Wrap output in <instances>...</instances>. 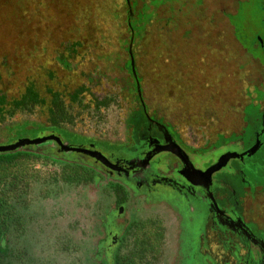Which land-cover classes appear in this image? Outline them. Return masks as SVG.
<instances>
[{"label":"flooded vegetation","instance_id":"obj_1","mask_svg":"<svg viewBox=\"0 0 264 264\" xmlns=\"http://www.w3.org/2000/svg\"><path fill=\"white\" fill-rule=\"evenodd\" d=\"M35 1L32 16L49 7L55 10L52 4L61 3L65 17L77 24L76 31L93 16L89 8L95 7L97 13L112 11L121 18L119 0H105L107 5L103 0ZM202 1L196 8V0H184V9L175 3L181 11L172 41L175 46L184 39L181 45L185 48L175 50V56H187L186 62L192 66L181 70L168 58L154 22L156 15L166 13L169 0H130V4L122 0L126 10L122 24L129 37L117 36L123 42L115 52L92 50H99L103 61L95 71L102 70V64L108 66L104 60L118 65L113 57L122 58L120 69L129 73V86L135 93L120 120L122 126L114 133L93 128L106 121L111 109L119 107L116 94L95 90L102 84V75L93 72H84L85 83L57 91L48 86L46 94L34 79L29 80L21 93L33 82L40 102H35L30 112L17 111L0 122V134L17 122L21 129L38 133L17 141L53 135L62 142L48 139L18 149L21 155L29 153L36 168L44 170L33 185L21 234V242L36 264L56 263L36 257L29 244L35 196L46 199L61 194L69 204L65 202L66 208H62L64 218L88 224L80 245L64 239L58 242V254L76 253L81 248V258L69 264H264V31L256 35L250 50L223 14V10L236 14L239 3L249 0ZM109 3L113 7L109 8ZM213 5H218V16L208 11ZM185 10L187 16L183 17ZM151 11L154 17L146 21V13ZM28 12L26 8L19 13L20 26L27 21ZM84 12L89 15L81 20ZM59 13L52 18H59ZM212 15L216 17L213 24L207 18ZM201 24L206 25V31L202 32ZM190 28H198L202 37L198 54L195 45L190 48L185 43L184 35ZM215 28L219 29L217 36L211 38L210 29ZM153 30L159 36L157 48L150 47ZM76 31L71 25L69 31L33 35L37 45H44V39L63 40L52 50L37 46L33 51H53L58 66L74 72L85 63L83 58L92 45L85 33ZM98 34L97 39L109 38L102 31ZM208 43L231 52L234 58L222 63L218 58L217 63L216 55L204 45ZM141 55L145 70L139 65ZM48 76L55 80V70ZM19 114L28 116L16 120ZM78 125L84 127L78 129ZM58 133L87 139V143L68 144ZM56 164L60 170H50ZM85 215L90 217L83 223L80 218Z\"/></svg>","mask_w":264,"mask_h":264},{"label":"rangeland","instance_id":"obj_2","mask_svg":"<svg viewBox=\"0 0 264 264\" xmlns=\"http://www.w3.org/2000/svg\"><path fill=\"white\" fill-rule=\"evenodd\" d=\"M110 1L111 0H108V2ZM119 1L120 5L118 6V8L121 18L118 16L117 19L112 11L107 12L103 9L104 11L101 10V12L98 11L97 13L95 7L89 8V10L93 11V16L91 17V19L90 17L87 18L89 15V13L87 12H84L82 15H80L79 18L81 20L85 18L87 19L85 23L79 24V28L76 31L75 28L77 24L74 25V23H71V20H68V17H65L66 14L64 15V11H61V3L52 4V6H56V8L54 7L55 10L52 7H49L46 8L42 13L37 12L32 16L31 6H36L35 0H0V87L5 92H7L9 97H16L20 95L21 91L25 87V84L29 80L34 79L37 82L41 92L43 94H46L48 86L54 87L52 89L54 91H57V89L69 90L81 83H85L87 79L84 76V72H87L88 74L93 72L94 75H98L101 73L102 84L101 86L96 87L95 90L103 93L116 94L119 101V107L111 109L108 113L109 116L106 115V121H104V123L99 122V124H97V127L93 128H97L102 132L111 131L110 133H114L115 129H119L122 126L120 120H122V118L125 116V113L128 111L129 102L132 101L135 93L132 90V87L129 86V73L125 68L120 69L124 66L122 58L118 59V55L113 57V61H115V63H117L118 65H114L112 61L110 62V60H104V63L108 64V66L102 64V70L95 71V69L97 68L96 66L100 62L103 63V61L99 59V54L101 52L99 50H92L93 48H98L101 49L104 53L105 51H107L108 53L113 51L115 52L120 48L119 42H123V40L118 39L117 36H121L123 38L129 37L128 34H124L126 33V27L122 24L125 21L124 18L126 16V10L123 6L122 0ZM176 2H179L180 6H182L183 9L185 8L183 6L184 0H169L168 6H170L168 7L164 15H156L154 17V14L151 11L146 13L145 20L149 21L151 17H154L157 31H159L162 35V45L168 53V58L171 59L172 62L176 61L177 67L181 68V70H185L187 68H192V66H190L186 62L187 56L184 57V55H181L177 57L175 56L174 52L175 50L178 51L180 49L183 51L185 49L181 45L184 39L182 42H176L175 46L172 41V39L174 38L173 31L176 30V27L178 26L177 23L180 20L179 17L181 11V8H178L175 5ZM202 2V0H196V4L193 6L197 8L198 6L202 5ZM102 3L105 4V0H103ZM105 5H107V3ZM193 6L189 10H192ZM111 7L113 6L109 3V8ZM217 7L218 5H213V7H210L208 11L210 13L216 12V15L218 16L219 14L217 12ZM239 7V11L236 14L230 15L228 10H223V14L227 15L231 23L235 26L236 34L240 41H242L244 45L251 50V48L254 47L253 44L256 35L259 32L264 31V0H249L248 2L239 3ZM26 8H29V15H27L26 17L27 21H25V23L20 26V24H18L17 17L19 16V13H21V11L25 10ZM118 8H116V11H118ZM39 9L37 10L36 8L37 11H39ZM57 12H60L59 18L53 19V14H57ZM77 12L79 11H76V13ZM186 12V10L185 12H183V17L187 16ZM207 18L211 24H213L216 19L215 15L209 16ZM200 23L203 22L200 21ZM54 24L56 25L55 28H53ZM71 25L74 31H81L82 33H85L84 35H87L88 39L92 42V45L90 47L88 46L91 50H89L88 55H85L83 58L85 63L82 65L80 64L79 68L74 72L64 70L63 68L58 66L55 60V53L53 51H50L53 48L60 47L58 45L63 40L44 39L43 41H41L45 42L44 45H37L35 44L37 43V41H34L36 39L33 38V35H42L46 31H69ZM200 27L203 32L206 25L201 24ZM51 28H53V30ZM100 31H102L104 37L108 36L109 38L97 39V36L99 35L98 33ZM210 31L212 33L210 37L215 38L219 29H210ZM19 32L23 35H27L26 38H21L18 34ZM118 33L120 34L118 35ZM181 33L182 31L178 33V36ZM184 38L185 43L188 42L190 48L195 45L194 51L196 54H198L201 48V46H199V43L202 40L199 29L197 28L196 30H194L190 28L185 33ZM151 40L152 45H150V47L157 48L159 43V36L155 30H153ZM204 45L207 49H209V53L211 52L213 53V55H216L217 63H222V61H229L234 58L231 52L221 50L219 49V47L214 46L212 43ZM37 46H40L41 48H49L50 50L45 53L41 52L40 54H35L33 48ZM232 47L234 50L235 47L233 43ZM171 54L173 56H171ZM218 58H221L219 62ZM143 60V55H141L139 65L141 66L142 70H145ZM50 70H55L57 75L55 80L51 79L48 76ZM190 74L191 72L188 74V76ZM158 85H161V83L158 82ZM156 86V83L152 84L153 88H156ZM147 88L149 89L151 88V86L148 85ZM26 116L28 115L19 114L18 116H16L17 119H15H23ZM30 123L31 121H29L28 124ZM20 127V122H17L14 127L5 128L4 131L0 134V145L14 143L21 136L33 138L38 134L35 131H30V128H27V130H23ZM77 127L79 129L83 128L84 126L81 127L80 125H78ZM58 135H60L66 143L71 145H85L87 143V139L84 138H68L63 133H58ZM82 156L83 155L81 154H70V157ZM50 170L59 171L60 168L56 164L53 165ZM61 196L62 194L59 196H54V198L49 197L46 199H40L38 195L35 196L34 205L32 208L35 212L34 223L29 228V244L31 250L33 251V254L36 257H46L47 260H53L56 264H69L73 263L75 259L81 258V248H79L76 253L69 252L58 254L57 248L60 247V245L58 246V242L63 241L64 239L73 241L74 243L80 245L79 241L81 242L83 236L85 237L86 234H84V231L86 229V226H88V224L84 223V220L89 218L90 216L85 215L84 218H80L84 225L78 223L77 220H75L76 222L72 223L68 222V220L64 218L65 211L62 209L63 207L66 208L65 202L68 204V200H63ZM76 205L77 203H75L74 207ZM87 215L89 214L87 213ZM67 216L69 217V215ZM88 220L89 219L85 221ZM70 241L65 242L69 245L71 243Z\"/></svg>","mask_w":264,"mask_h":264},{"label":"trees","instance_id":"obj_3","mask_svg":"<svg viewBox=\"0 0 264 264\" xmlns=\"http://www.w3.org/2000/svg\"><path fill=\"white\" fill-rule=\"evenodd\" d=\"M62 63L65 65L66 62L63 60ZM38 99L33 82L18 98L12 99L0 87V122L17 111L30 112L35 102H40ZM54 104L58 106L57 102ZM19 151L0 153V264H36L30 258L27 246L21 242V234L27 220L26 210L32 202L33 185L44 170L36 168L29 153L21 155Z\"/></svg>","mask_w":264,"mask_h":264},{"label":"water","instance_id":"obj_4","mask_svg":"<svg viewBox=\"0 0 264 264\" xmlns=\"http://www.w3.org/2000/svg\"><path fill=\"white\" fill-rule=\"evenodd\" d=\"M129 4H130V0H128ZM132 11V9H131ZM132 46H133V39H132V42H131V45H130V50H132ZM132 65H133V70L135 72V67H134V59H132ZM138 89L140 91V85L138 83ZM48 139H57L59 140V142L61 143L62 145V142L60 140V138L56 137V136H47V137H43V138H39V139H22V140H19V141H16L14 143H11V144H7V145H0V153H7V152H14L18 149H20L21 147L23 146H26L28 144H34V143H38V142H42V141H45V140H48ZM64 149H72L74 151H86V152H90V150L88 149H85L83 147H67V146H64L63 147Z\"/></svg>","mask_w":264,"mask_h":264}]
</instances>
